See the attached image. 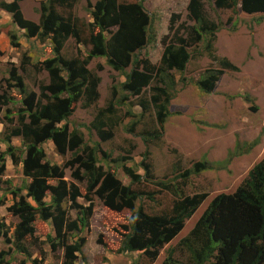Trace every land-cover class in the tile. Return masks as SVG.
<instances>
[{
	"label": "rangeland",
	"instance_id": "rangeland-1",
	"mask_svg": "<svg viewBox=\"0 0 264 264\" xmlns=\"http://www.w3.org/2000/svg\"><path fill=\"white\" fill-rule=\"evenodd\" d=\"M43 1L23 0L20 4L25 18L39 22ZM96 1L69 0L68 6L58 9L63 15L71 16L80 32V40L69 37L66 41L61 53L65 58L89 57L91 33L98 32L91 25ZM123 1H142L149 12L148 36L151 38L136 55L155 65L160 63L165 46L163 39L169 34L173 14H180L181 22L194 24L188 18L189 0ZM205 10L219 26L215 54L229 58L239 68L226 70L212 93L204 92L197 84L207 69L221 68L219 61L207 52L206 41L189 47L192 57L185 70L172 72L174 96L163 127L153 105L148 110L141 105L151 103V88L159 83L158 78L136 95L123 87L126 74L135 67L134 62L121 72L108 63L107 57L94 56L87 68L100 78L99 97L90 105L85 104V99L76 103L62 123L68 124L70 130H77L82 141L69 147L64 155L52 140L43 144L47 159L62 167L68 182L80 187L82 196L78 202L89 205L88 195L94 205L89 227L71 234L70 241L78 237L85 239L77 264H163L170 249H174L172 257L180 264H194L182 238L213 199L221 193H234L251 168L264 158V13L248 14L240 8L235 12L216 9L208 2ZM54 57L50 38L28 37L26 30L14 23L11 13L0 8V168L3 169L0 232H8L11 238L19 218L10 208L21 196H27L32 178L24 174L22 159L26 152L22 138L10 140L16 148L15 155L8 151L9 143L4 139L8 131L20 124V109L25 107L24 98L28 93L34 92L39 97L42 86L50 82L49 72L42 63ZM16 74L22 77L26 94L21 92ZM6 98L7 103H3ZM108 107L113 112L106 117V124L108 130L113 128V136L102 140L92 122L100 109ZM87 146L98 147L97 165L110 177L104 198L97 193L101 182L92 186L87 179L79 181L73 177L74 169L79 168L82 174L84 169L78 165L71 167L69 161L77 153L82 154ZM197 163H205L207 168L194 172ZM137 175L141 177L139 181L134 179ZM123 186L139 192L138 197L122 195ZM197 193L205 195L204 201L187 219L179 235L159 249L158 255L153 258L142 250H124V242L132 231L131 221L139 211L150 215L170 214L180 196ZM51 200L48 194L46 201ZM64 206L77 218L70 202ZM35 229L34 236L24 243L28 254L10 249L0 235V252L11 251L4 254L0 264H63L65 251L56 239L52 220L38 216Z\"/></svg>",
	"mask_w": 264,
	"mask_h": 264
},
{
	"label": "trees",
	"instance_id": "trees-1",
	"mask_svg": "<svg viewBox=\"0 0 264 264\" xmlns=\"http://www.w3.org/2000/svg\"><path fill=\"white\" fill-rule=\"evenodd\" d=\"M22 1L1 0L0 8L11 13L14 23L25 29L28 37H38L41 40L50 38L55 57L42 63L49 72L50 82L42 86L39 97L34 92L28 93L24 98L25 107L20 109V124L8 131L4 139L9 143L8 151L15 155L16 148L10 144V140L14 137L22 138L26 152L22 159L24 174L32 178V182L27 196H21L10 208L19 218L14 237H9V233L5 231H1L0 235L10 249L28 254L24 243L34 236L37 217L52 220L56 239L60 240L59 244L65 251L63 264H77L85 239L78 237L70 241L71 234H77L82 227H89L94 205L88 195L86 198L90 201L89 205L78 202V198L82 196L80 187L68 182L64 178L62 167L47 159L43 144L52 140L58 152L64 155L69 147L82 141L77 130H70L68 124L62 123L71 115L76 103L85 99V104L90 105L99 97L100 78L87 68L89 59L105 56L108 63L121 72L134 62L135 67L126 74L127 80L123 87L136 95H140L144 88L153 84L157 77L159 83L151 88V103L143 102L141 105L148 110L152 104L163 127L170 115L169 105L174 96L172 90L175 78L172 72L185 70L192 57L189 47L206 41L207 52L221 64V68L207 69L198 80L197 84L206 93L215 90L226 70H239L229 58H221L215 54L214 42L219 26L207 16L206 2L214 5L216 9H232L235 12L240 8L245 13L253 14L264 13V0H189L188 18L194 24L181 22V15L173 14L169 34L163 39L165 46L158 65L136 55L151 38L148 36L151 17L142 1H96L92 10L94 22L91 25L98 32L91 33L89 42L92 49L89 57L84 60L67 59L61 54L69 37L80 40V32L74 20L58 10L68 6L69 0L43 1L39 22L25 18L20 4ZM14 77L21 92L26 94L22 77L19 74ZM7 101L8 98L2 102ZM112 112L111 107L102 108L92 122V127L102 140L113 136V128L108 130L106 124V117ZM97 162L98 147L87 146L69 164L71 167L78 165L84 169V174L79 168L74 169L73 177L76 180L87 179L92 186L101 182L97 193L104 198L108 192L110 177ZM205 168V163H197L194 172ZM2 172L3 169L0 168V174ZM187 173L190 174L191 171L188 170ZM53 179L56 180L54 184L50 183ZM134 179L139 181L141 177L137 175ZM48 194L52 198L51 202L46 201ZM121 194L135 199L139 192L132 190L130 186H123ZM204 199L205 195L199 193L180 196L170 214L150 215L139 211L131 221L132 231L124 242V250H142L154 258L163 245L179 235L187 219ZM67 202L77 212V218H73L65 208ZM181 241L188 249L194 264H264V158L251 168L234 193H221L213 199ZM9 253L11 251L0 252V259ZM173 254L174 249H170L163 264H180L172 257Z\"/></svg>",
	"mask_w": 264,
	"mask_h": 264
}]
</instances>
